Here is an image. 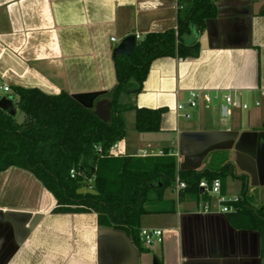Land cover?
I'll use <instances>...</instances> for the list:
<instances>
[{
	"label": "crops",
	"instance_id": "obj_1",
	"mask_svg": "<svg viewBox=\"0 0 264 264\" xmlns=\"http://www.w3.org/2000/svg\"><path fill=\"white\" fill-rule=\"evenodd\" d=\"M174 1L0 0V84L10 93L13 87L49 96L108 93L116 85L113 50L132 35L136 45L146 35L176 31L182 11ZM215 8L203 31L189 36L198 44L194 57L152 61L140 92L121 95L133 109L121 114L126 133L112 153L168 151L179 171L226 167L219 182L227 202L240 200L243 185L263 201L264 0H218ZM191 90H237L260 106L250 110L246 102L244 113L222 115L221 106L209 114L199 105L186 119L176 105ZM136 109L161 111L159 131L137 132ZM168 192L141 217V227L162 231L161 242L144 246L100 226L95 213H52L57 202L41 181L9 167L0 171V264H264V235L231 226L202 191V204L186 208L180 202L191 193Z\"/></svg>",
	"mask_w": 264,
	"mask_h": 264
},
{
	"label": "trees",
	"instance_id": "obj_2",
	"mask_svg": "<svg viewBox=\"0 0 264 264\" xmlns=\"http://www.w3.org/2000/svg\"><path fill=\"white\" fill-rule=\"evenodd\" d=\"M216 1H185L176 31L146 35L130 57L114 58L116 85L104 98L111 104L109 123L67 93L49 96L37 89L13 87L9 99L24 119L18 123L16 114L0 109V171L13 166L31 172L55 198L52 213H95L100 226L120 230L136 244L141 217L149 213L146 206L160 201L165 190H174L177 177L186 184L182 197L186 193L198 196L203 179L210 184L223 178L226 167L200 173L179 171L168 151L150 157L108 155L125 137L121 114L133 109L121 103V95L140 92L152 61L194 57L198 44L189 36L197 37L205 20L216 15ZM160 113L136 109L135 130L158 132ZM71 170L80 176L70 177ZM245 193L243 185L240 200L229 204L234 210L226 213L227 219L236 229L264 235V211L247 203Z\"/></svg>",
	"mask_w": 264,
	"mask_h": 264
},
{
	"label": "built area",
	"instance_id": "obj_3",
	"mask_svg": "<svg viewBox=\"0 0 264 264\" xmlns=\"http://www.w3.org/2000/svg\"><path fill=\"white\" fill-rule=\"evenodd\" d=\"M187 0H175L174 1V7L175 10L180 12L184 10V3ZM138 36H136V39ZM111 41H115L114 38L111 39ZM10 89L8 86H4L0 84V99L2 98H9ZM264 95V93H263ZM240 92L237 90H228L226 92H209V91H197V90H191L188 92V97L185 102H179L176 105V110L179 114V116L188 119L190 117L189 113H187V110L189 109H195L199 105H201L205 110L210 109V103L212 100L221 99L224 101V104L221 105V108L223 106H226L227 113H230L232 109H241L246 110L248 108V105L246 102H242L239 100ZM255 107L260 106V102L255 101L254 103ZM116 148V145L112 146L109 151L108 155L113 156V150ZM97 151L101 153V149L97 148ZM145 155H148L145 153ZM74 176H80V173L75 172L74 170L70 171V177ZM200 191H202V195L208 196L211 200H215L218 204L219 211L221 213H229L234 210V207L230 205H226V203H237L238 198H234L230 202H227L220 193V182L219 180H213L210 184L207 183V181L202 180L198 185ZM186 188V184L179 180V178H176L175 183V192L179 193L180 191L184 190ZM138 239L139 242L144 246H150L155 241L161 242L162 241V231L160 229H153V228H147V227H141L138 232Z\"/></svg>",
	"mask_w": 264,
	"mask_h": 264
},
{
	"label": "water",
	"instance_id": "obj_4",
	"mask_svg": "<svg viewBox=\"0 0 264 264\" xmlns=\"http://www.w3.org/2000/svg\"><path fill=\"white\" fill-rule=\"evenodd\" d=\"M135 48V36H129L123 39L119 45L113 50V57L125 56L130 57ZM105 92H93V93H80L72 94L71 97L85 109H93L94 115L104 123H109L112 119L110 108L111 104L105 99H99L103 97ZM0 109L8 111L11 116H15L16 109L9 98L0 99ZM227 111L226 106L221 109L222 115H225ZM264 127V125H263ZM192 171V170H186ZM264 211V209H263ZM155 264V263H154Z\"/></svg>",
	"mask_w": 264,
	"mask_h": 264
},
{
	"label": "rangeland",
	"instance_id": "obj_5",
	"mask_svg": "<svg viewBox=\"0 0 264 264\" xmlns=\"http://www.w3.org/2000/svg\"><path fill=\"white\" fill-rule=\"evenodd\" d=\"M239 100H241L242 102H247L248 104H249V109L251 110L252 108H253V103H251L250 101H247L246 99H245V94L242 92V93H240V96H239ZM186 101V100H185ZM222 104H224V101H222L220 98L219 99H217V100H212V102L210 103V109H208V110H206V112L207 113H209V114H211L212 113V111H214V110H216V111H218V108H219V106H221ZM243 113H244V110H243ZM24 119V116L19 112V111H17V114H16V120H17V122L19 123V122H21L22 120ZM207 165H205V167H206ZM237 174L238 175H236V177L239 179L240 177H241V172H239L238 170H237ZM234 178V177H233ZM237 178H235V179H237ZM233 180V179H232ZM228 183H229V181H228ZM234 183H235V181H234ZM237 183H239V180H237ZM248 189H247V191H246V193L243 195L244 196V199H245V201L247 202V203H249L251 206L253 205V206H255V208H258V209H261V208H263L264 207V200L262 201V200H260V194L255 190V192H250V190H251V186L249 185L248 187H247ZM169 189H167V190H165L164 191V193L166 194V195H169ZM241 194V193H240ZM197 197H199V202L197 201ZM202 201H201V197L198 195H192V196H190L189 198L188 197H185L184 198V201H181L180 202V208H186V207H188V206H192V205H196V204H200ZM202 204V203H201ZM196 208V207H195ZM154 220H156L157 221V218L156 219H154Z\"/></svg>",
	"mask_w": 264,
	"mask_h": 264
}]
</instances>
